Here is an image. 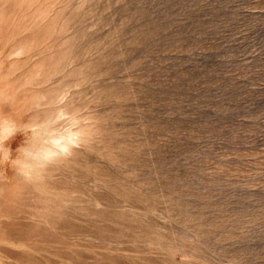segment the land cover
<instances>
[{
    "label": "rangeland",
    "instance_id": "374dc122",
    "mask_svg": "<svg viewBox=\"0 0 264 264\" xmlns=\"http://www.w3.org/2000/svg\"><path fill=\"white\" fill-rule=\"evenodd\" d=\"M0 98L92 133L0 165V264H264V0H0Z\"/></svg>",
    "mask_w": 264,
    "mask_h": 264
},
{
    "label": "clouds",
    "instance_id": "9594fccd",
    "mask_svg": "<svg viewBox=\"0 0 264 264\" xmlns=\"http://www.w3.org/2000/svg\"><path fill=\"white\" fill-rule=\"evenodd\" d=\"M28 126L17 125L15 121L0 117V165L12 164L17 172L31 178L34 169L43 168L60 155L71 154V144L63 141H54L52 147L41 152H35L25 143H20L15 150L10 147V142L19 134L24 136ZM13 151L16 156L13 157Z\"/></svg>",
    "mask_w": 264,
    "mask_h": 264
},
{
    "label": "bare ground",
    "instance_id": "6f19581e",
    "mask_svg": "<svg viewBox=\"0 0 264 264\" xmlns=\"http://www.w3.org/2000/svg\"><path fill=\"white\" fill-rule=\"evenodd\" d=\"M2 97V96H1ZM53 97V96H52ZM1 99V98H0ZM5 118V117H3ZM7 118V117H6ZM5 118V119H6ZM28 120V118H26ZM30 120V118H29ZM28 120V122H29ZM38 120V119H37ZM16 122V121H15ZM18 122V121H17ZM20 122V121H19ZM23 123V122H22ZM27 123V122H25ZM31 124V123H30ZM32 124H34L32 122ZM36 124V123H35ZM19 125V124H18ZM23 125V124H22ZM21 125V126H22ZM28 125V124H27ZM32 127V126H31ZM87 129V128H86ZM84 128H78V130L76 132H71V131H67V132H64V133H59V134H53L51 135L50 134V130L47 128V125L46 123H40L39 124V127L37 128V130L35 131V135H37V139L33 142H29L28 144H26L27 146L31 147L35 152H41L45 149H49L52 147V144L54 141H57V140H60V141H63L64 143L66 144H71L73 145L74 143H76L77 141L79 142V139H82V138H85L87 137L88 135H92V133H90L89 130H86ZM30 130V129H29ZM29 132V131H28ZM25 135V134H24ZM30 135V133H29ZM27 137V136H26ZM29 137V136H28ZM33 137V136H32ZM91 137V136H90ZM88 139V138H87ZM85 141V139H83ZM23 141V140H22ZM83 141V142H84ZM73 152V151H72ZM59 158H61V156H59ZM63 158V157H62ZM13 171L15 168H13ZM41 168H38V169H35L37 172L40 170ZM45 167L42 169L44 170ZM16 171V169H15ZM15 171L13 173H15ZM36 173V172H35ZM41 174V173H40ZM20 177V175H18ZM17 176V178H18ZM23 177V176H22ZM22 177H20L22 179ZM33 177V176H32ZM16 178V177H14ZM25 179V177H24ZM23 179V180H24ZM27 179V178H26ZM2 180V175H1V179ZM17 180V179H16ZM32 180V179H31ZM26 181V180H25ZM29 181V180H28ZM26 183V182H25ZM24 184V183H23ZM6 186V185H5ZM10 186V185H9ZM13 186V184H12ZM8 187V185H7ZM6 189V188H5ZM14 189V188H13ZM4 190V189H3ZM14 191V190H12ZM7 192V191H6ZM14 194V193H12ZM4 195V194H3ZM15 195V194H14ZM7 196V195H6ZM11 198H15V197H11ZM9 199V198H7ZM5 200V199H4ZM3 201V200H1ZM9 201V200H8ZM14 202V201H13ZM9 202H7L6 204H8ZM2 204V203H1ZM11 204V203H10ZM11 205H14V204H11ZM2 206V205H1ZM14 207V206H12ZM2 208V207H1ZM4 208V207H3ZM13 210V208H11ZM2 210V209H1ZM5 210V209H4ZM14 211V210H13ZM6 213H4V216H5Z\"/></svg>",
    "mask_w": 264,
    "mask_h": 264
}]
</instances>
